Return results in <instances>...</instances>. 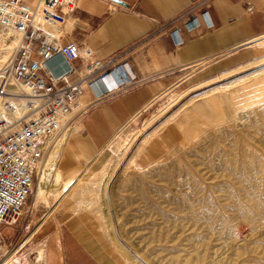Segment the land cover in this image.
<instances>
[{
	"label": "rangeland",
	"instance_id": "obj_1",
	"mask_svg": "<svg viewBox=\"0 0 264 264\" xmlns=\"http://www.w3.org/2000/svg\"><path fill=\"white\" fill-rule=\"evenodd\" d=\"M261 54L248 71L238 70L190 91L151 121L169 104L159 105L167 96L154 100L136 123L120 129L124 137L131 135L120 143L132 142L129 151L110 144L118 131L105 147L104 158H96L106 162L98 167L102 175L77 183L75 197L60 190L69 177L64 178L63 171H75L78 162L60 150L62 145L53 147L50 152L57 157L46 193L35 201L34 171L17 225L3 230L0 260L4 253L12 258L15 251L9 254L7 249H23L21 254L33 249L34 239L26 241L55 211L97 213L99 220L87 223L97 235H107L108 248L121 264H264V47ZM256 71L259 77L249 76ZM187 89H192L187 82L178 83L170 92ZM219 92L230 102L216 101L215 111L205 108L206 101L218 100ZM79 115L70 120L76 132L63 149L76 145ZM0 120L11 118L3 115ZM137 130L140 135L133 141ZM156 134L164 149L148 144ZM60 198L68 205L53 207V199Z\"/></svg>",
	"mask_w": 264,
	"mask_h": 264
},
{
	"label": "crops",
	"instance_id": "obj_2",
	"mask_svg": "<svg viewBox=\"0 0 264 264\" xmlns=\"http://www.w3.org/2000/svg\"><path fill=\"white\" fill-rule=\"evenodd\" d=\"M73 1L75 9L65 13L60 41L79 46L81 58L72 64L78 74L72 79L85 77L91 62L115 60V73L107 79L113 84L114 78L119 81L115 88H108L107 79L94 89L87 87L79 100L82 115L74 140L86 161H78L80 169L93 165L98 156L104 158L105 147L118 131L110 144L117 146L131 137H124L121 130L136 123L154 100L167 96L161 107L179 93L211 85L243 67L247 68L242 72L248 71L262 55L255 44L264 40V0H113L119 5L107 0ZM24 2L35 5L37 0ZM113 7L116 12L111 14ZM37 23L50 35L55 33L40 16ZM184 82L192 89L171 94ZM103 91L107 94L98 97ZM154 137L148 144L164 149V142L157 134ZM72 173L73 169L63 171V177ZM60 205L68 204L63 198L53 199V207ZM97 216L54 211L26 241L34 239L33 249L22 254L23 249H7L15 253L12 258L4 253L0 263L10 257L13 264H121L108 248L107 235H97L87 223L99 220Z\"/></svg>",
	"mask_w": 264,
	"mask_h": 264
},
{
	"label": "built area",
	"instance_id": "obj_3",
	"mask_svg": "<svg viewBox=\"0 0 264 264\" xmlns=\"http://www.w3.org/2000/svg\"><path fill=\"white\" fill-rule=\"evenodd\" d=\"M31 6L24 0H0V25L13 28L21 36L6 70L22 87L25 105L28 112L32 111L19 120H0V250L3 230L17 225L31 193L35 166L43 156L44 141L58 127L57 115L72 111L84 92V85L92 89L96 82L110 78L116 70L114 66L107 70L115 60L91 62L85 67V77L72 79L78 74L72 64L81 58L79 46L73 41L65 44L60 41L64 36L65 13L75 9L74 1L37 0ZM115 12L114 7L110 9L111 14ZM37 16L52 26L53 35L37 23ZM113 82L117 87L118 79L114 78ZM4 94L1 89L0 95ZM106 94L103 91L99 95ZM9 110L14 108L9 106Z\"/></svg>",
	"mask_w": 264,
	"mask_h": 264
},
{
	"label": "bare ground",
	"instance_id": "obj_4",
	"mask_svg": "<svg viewBox=\"0 0 264 264\" xmlns=\"http://www.w3.org/2000/svg\"><path fill=\"white\" fill-rule=\"evenodd\" d=\"M34 6L35 5H32L31 7H34ZM38 12H40L39 9H38ZM20 41H21V36L13 28L3 27L0 25V90L3 89L4 93H6V94H4L6 96L0 95V118H1V116L6 115L9 118H11V121L19 120V119L27 116L29 113L32 112V111L28 112L27 106L25 105L26 98H23L22 87L15 83V81L12 79V77L7 72L8 70H6L11 63L12 57H13L15 50L18 47ZM255 47L262 49L264 47V41L256 43ZM255 63L250 64V67L253 66ZM248 67H249V65H248ZM245 68H247V67H243V68L239 69V71H243V69H245ZM258 71H260V70H258ZM231 74L232 73L227 74V75H231ZM252 74H253L252 78H257L260 76L261 72L256 71L255 73L249 74V76ZM227 75H225V76H227ZM108 79H109V77H108ZM102 83H103V80L96 82L92 86V89H94L97 85H100ZM108 83H109L108 88H115L116 87V85H115L116 83L113 84L109 80H108ZM86 88H87V85H84L83 86L84 91ZM222 90L223 89H219V91H222ZM189 92L190 91H186L182 94H178L177 96L173 97L170 100V102H168L169 104H167L163 108H161L157 112V114L154 115V118L153 117L151 118V121L154 120L158 116L164 115L165 112H167L169 109L174 107L177 103H179V101H181L182 98H184ZM83 94H84V92H83ZM81 97H80V99H81ZM212 99H214V98H212ZM79 100H78L77 104L72 108L71 112L66 113V114H58L57 115L56 119L58 121V127L54 132L53 131L51 132V135L43 143V156L44 157L42 156L41 159L39 160V162L35 166V172H36V175H38L36 189H35V201L36 202L44 195V193H46V190L48 188L47 185H49V181H50V178L52 176L53 162L55 161L57 156H56V154H52L50 152L51 149L53 147H57L59 145H62V147H63V144L65 142L71 141L73 139V134L76 132V128L72 127L70 120L73 121L74 116L81 113L82 104L79 103ZM216 101H218V102L220 101L222 104H227L230 102V99L227 95L224 94V92L223 93L221 92L218 100L206 101L205 108L213 111L215 108L214 103H216ZM79 104H80V106H78ZM9 106L13 107L14 110L13 111L9 110ZM199 109H200V107H199ZM231 109H234L236 111V110L242 109V107L235 108V107L231 106ZM34 115H36V114H34ZM30 116H33V115H30ZM204 116H206V115H204ZM148 125L149 124L145 125V128L148 127ZM140 132H141V130L134 132L132 134L131 140L134 141V140L138 139ZM131 144H132V142L131 143L128 142L126 144V146L120 144V145H118V148H120V147L125 148V152H128L130 147H131ZM75 146L76 145H73V146L68 145L66 147V149H63L61 147L60 150L63 151V153L68 154L70 157H72L73 160L78 162L79 160L81 161L83 159V153L78 152L77 146L76 147ZM45 155H46V157H45ZM68 158H66V159H68ZM83 161L86 162L84 159H83ZM93 162H94L93 166L96 164V168H93V166H92L90 168H87L86 170L78 168L75 171H73V173L65 180L63 188H62V190H60L61 194H64V195L68 194L67 197H69V198L75 197L76 193H75V191H72V190L75 189V187L77 186V183L82 182V183L86 184L87 182H89L91 180L96 181L95 179H98L103 173V171L98 169V167H101L102 165L104 166V164L106 162H104V161L101 162V160H98V159H95V161H93ZM109 164H110V161H109ZM6 255H7V253H6ZM2 264H13V262H12V260H10V257H9V259L2 261Z\"/></svg>",
	"mask_w": 264,
	"mask_h": 264
},
{
	"label": "water",
	"instance_id": "obj_5",
	"mask_svg": "<svg viewBox=\"0 0 264 264\" xmlns=\"http://www.w3.org/2000/svg\"><path fill=\"white\" fill-rule=\"evenodd\" d=\"M117 2L122 3L121 1L117 0Z\"/></svg>",
	"mask_w": 264,
	"mask_h": 264
}]
</instances>
